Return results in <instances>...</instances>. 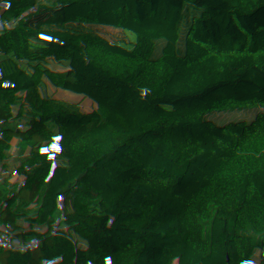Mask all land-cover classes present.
<instances>
[{
  "label": "trees",
  "instance_id": "trees-1",
  "mask_svg": "<svg viewBox=\"0 0 264 264\" xmlns=\"http://www.w3.org/2000/svg\"><path fill=\"white\" fill-rule=\"evenodd\" d=\"M0 166V264H264V0H0Z\"/></svg>",
  "mask_w": 264,
  "mask_h": 264
},
{
  "label": "rangeland",
  "instance_id": "rangeland-1",
  "mask_svg": "<svg viewBox=\"0 0 264 264\" xmlns=\"http://www.w3.org/2000/svg\"><path fill=\"white\" fill-rule=\"evenodd\" d=\"M66 166H74L76 162H72L70 160H67L64 162ZM120 177V173H117L114 183H118ZM6 212V210L4 209ZM8 218H5V217ZM3 222L12 225L14 228L22 230L27 233H32L36 234L39 238L40 241L42 242H50L54 239H56V235L51 232L50 230L40 226V225H35L32 223H24L21 220L17 219H11L7 214L3 215ZM215 241H191V242H185V243H176L170 246L171 249H173L177 254H183L189 251H194V250H205V251H210L213 249L215 245Z\"/></svg>",
  "mask_w": 264,
  "mask_h": 264
},
{
  "label": "built area",
  "instance_id": "built-area-1",
  "mask_svg": "<svg viewBox=\"0 0 264 264\" xmlns=\"http://www.w3.org/2000/svg\"><path fill=\"white\" fill-rule=\"evenodd\" d=\"M19 119L21 120V123L23 124V125H27V119H26V117L25 116H19ZM1 168H3L2 166H0ZM1 221H3V220H1Z\"/></svg>",
  "mask_w": 264,
  "mask_h": 264
},
{
  "label": "crops",
  "instance_id": "crops-1",
  "mask_svg": "<svg viewBox=\"0 0 264 264\" xmlns=\"http://www.w3.org/2000/svg\"><path fill=\"white\" fill-rule=\"evenodd\" d=\"M4 214H7L11 219H16V218H14V217H12L7 211L5 212L4 211ZM5 218H8L7 216L5 217ZM9 219V218H8ZM18 221L20 220V219H17ZM22 221V220H21ZM24 223L26 222V223H29V222H27V221H23Z\"/></svg>",
  "mask_w": 264,
  "mask_h": 264
},
{
  "label": "water",
  "instance_id": "water-1",
  "mask_svg": "<svg viewBox=\"0 0 264 264\" xmlns=\"http://www.w3.org/2000/svg\"><path fill=\"white\" fill-rule=\"evenodd\" d=\"M4 169L8 170L7 168H4Z\"/></svg>",
  "mask_w": 264,
  "mask_h": 264
}]
</instances>
